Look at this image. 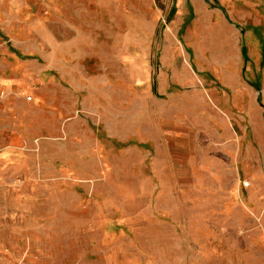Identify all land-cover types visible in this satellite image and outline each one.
Returning <instances> with one entry per match:
<instances>
[{
	"label": "rangeland",
	"instance_id": "1",
	"mask_svg": "<svg viewBox=\"0 0 264 264\" xmlns=\"http://www.w3.org/2000/svg\"><path fill=\"white\" fill-rule=\"evenodd\" d=\"M175 6L164 10L153 43L180 40L170 29ZM129 56L124 50L121 66L86 68L89 79L102 77L82 84L81 93L59 83L57 130L45 113L48 130L39 118L34 126V116L0 129V153L9 155L0 171L18 172L0 180V262L207 264L232 248L225 226L214 235L203 225L217 219L212 204L226 180L184 160L208 153L201 146L210 128L195 131L205 116L179 112L167 95L175 89L195 96L202 85L160 82L156 64L151 78L140 73L134 82ZM35 87L50 98L49 81Z\"/></svg>",
	"mask_w": 264,
	"mask_h": 264
},
{
	"label": "crops",
	"instance_id": "2",
	"mask_svg": "<svg viewBox=\"0 0 264 264\" xmlns=\"http://www.w3.org/2000/svg\"><path fill=\"white\" fill-rule=\"evenodd\" d=\"M174 4L170 29L180 40L153 43L164 10ZM124 50L134 82L140 73L149 79L156 64L160 82L202 85L195 96L175 89L167 95L178 100L179 112L205 116L197 134L210 128V141L201 146L208 153L184 160L226 180L212 204L217 219L203 225L214 235L225 226L233 246L207 264H264V0H0V129L34 116V126L39 118L40 129L48 130L45 113L57 130L59 83L81 93L82 84L102 77L89 79L86 68L121 66ZM46 81L49 99L35 87ZM220 131L226 139L219 140ZM4 172L0 180L18 173ZM15 263L9 257L0 262Z\"/></svg>",
	"mask_w": 264,
	"mask_h": 264
},
{
	"label": "built area",
	"instance_id": "3",
	"mask_svg": "<svg viewBox=\"0 0 264 264\" xmlns=\"http://www.w3.org/2000/svg\"><path fill=\"white\" fill-rule=\"evenodd\" d=\"M28 99L31 100V97H29Z\"/></svg>",
	"mask_w": 264,
	"mask_h": 264
}]
</instances>
